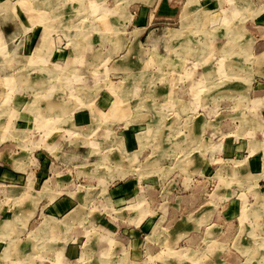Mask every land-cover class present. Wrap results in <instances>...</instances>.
Wrapping results in <instances>:
<instances>
[{"label":"rangeland","instance_id":"374dc122","mask_svg":"<svg viewBox=\"0 0 264 264\" xmlns=\"http://www.w3.org/2000/svg\"><path fill=\"white\" fill-rule=\"evenodd\" d=\"M241 1L198 0L200 10L190 26L189 1L180 26L183 0L0 4L5 21L14 22V11L19 13L24 31L34 36L30 46L36 53L28 49L14 58L4 52L0 38V126L20 132V112L29 110L37 114L27 125L29 138L42 141L39 147L13 150V158L27 159L38 173L29 188L28 178L0 180V227L7 223L0 228V264H212L206 263L207 250L221 245L208 233L205 243L191 245L194 251H166L174 244L169 237L186 222L180 218L208 208L188 220L198 228L215 207L211 200L221 201L217 212L229 215L216 212L212 223H228V236L239 232L225 245L237 258L229 264L248 257L253 258L248 264H264V178L256 184L264 171L255 176L264 157V61L256 57L257 43L252 52L248 38L250 20L264 0ZM160 2L173 4V16L157 13ZM143 7L148 28L138 44V34L131 39L127 31L133 12ZM130 45L129 66L118 69ZM7 50L13 52L11 46ZM258 73L262 76L253 79L247 93ZM31 81L38 82L32 86L36 90ZM242 81L247 88L238 94ZM88 100L96 110L91 116L81 105ZM10 110L14 113L4 119ZM80 113H85L82 120ZM25 137H20L23 145ZM9 142H0V151ZM33 158L37 163L30 162ZM200 159L205 166L194 171ZM1 164L0 173L10 171L9 162ZM44 180L55 191L53 202L77 192L72 194L76 211L55 220L47 217L63 214L36 209L23 223L25 209L34 208L32 189L40 190ZM184 241L173 249L187 248Z\"/></svg>","mask_w":264,"mask_h":264},{"label":"crops","instance_id":"0c3cea01","mask_svg":"<svg viewBox=\"0 0 264 264\" xmlns=\"http://www.w3.org/2000/svg\"><path fill=\"white\" fill-rule=\"evenodd\" d=\"M5 1L6 0H0V4L1 3L4 4ZM13 1H14V8H15V6L17 4H19L20 0H13ZM188 1H189V4L190 5L187 6V10L189 12H191V14H192L191 15L192 17H190V19L186 22L188 24V26H190V24H191L190 23L191 19H195V14L196 13L198 14V10H200V7L195 8V6L197 5V1L198 0H192V1H190V0H183L182 5L180 7V10L178 12V18H180V21H181L180 26H181V24L183 22V20L181 19V13H182V11L184 9V5L186 3H188ZM236 2L239 3V2H242V1L241 0H236ZM261 7H262V9L260 10V12H258L257 16H255L253 19L250 20V21L253 22L252 23L253 26H252V30H251L253 36L249 33V36L250 37L248 36V38H250V39L253 40V43H252V52H253L254 46L256 45L255 43H257V49L259 48V51H258L256 57H258L260 60L264 61V4H262V6H260L259 8H261ZM174 8L175 7L173 6V4H170L169 5L167 3L160 2L159 5L157 6V9H158L157 13L159 15H164L163 17L173 16ZM143 9L145 10L146 8H144V7L143 8H140L138 10L137 14H135V12H133L134 15L131 16V18H130L132 20L131 22L133 23V27L130 30L127 31L128 34L131 35V39H133V35L134 34H138L137 35V38H136V42L138 44L140 43L139 42V40H140L139 38L142 37V36H144V32L148 28L147 27L148 25L147 24L145 25V22L144 21L146 20V23H148L149 15L146 14L145 11L142 12ZM127 10H128V8H127ZM18 14H19L18 12L15 13V11H14V19H15L14 22L5 21L4 19L0 18V38L2 39L3 43L6 46V50L4 52H7L8 54H12L14 56V58H17V56H20L21 55V54H19L20 52H24V50L26 51L28 49H29L28 52L31 53L30 55L36 54V53L33 52L34 49H35V47L30 46L31 45V42L34 39V36L32 35L30 29H29V31H24V28H23L24 27L23 26L24 25V22H23L24 20L21 19V17H19ZM193 16H194V18H193ZM111 45H114L116 47L117 43H115V41H114L113 44H111ZM131 45H134V44H131ZM131 45L129 46V48H127L125 55L124 56L123 55L121 56V63L119 62L117 64L118 69H122L123 70L125 67L127 68L129 66L127 60H125V59L127 57V54L130 53V51L134 48V46L131 47ZM8 46H11V49L13 51L12 53L8 52V50H7V47ZM22 48H23V51H22ZM111 53L112 52H110L109 54H111ZM138 53H140L139 50H138ZM24 56H26V55H24ZM19 67H22V65L19 66ZM261 73H264V70L261 71ZM256 74H254L256 77L254 75L252 77V80H251V82L249 84V88L247 90V93H248L249 89L252 87V84L254 83L253 82V79L255 80V78H257L258 76H262V75H259L260 73H258V75H256ZM37 81H31L30 88L32 90H36L37 89V88H33L32 87V86H34V85H36L38 83ZM44 83H47V82H44L43 81L41 84H44ZM241 86H243V87L240 89V91H239L238 87L236 86V91L238 89V91H237L238 94H241V92H244L245 91V89L247 88L246 82L242 81ZM134 95L136 96V94H134ZM243 97L247 98V100H250L248 98V94H247V96L243 95ZM253 101L256 102V100H253ZM62 104L64 105V103H62ZM47 105H48V103L46 104V106ZM81 105H83L84 107L85 106L87 107V109H88L87 111H88V114H90V116H91V109H93L94 111H96L94 107L93 108H90L91 105H90V101L89 100L88 101H83ZM31 106H32V108L34 110L36 108H39L40 107V106H37L36 107L34 105H31ZM46 106L41 107V109H42L43 113H45V114L48 115L49 109H47ZM64 108H65L64 115L66 117H68L66 115V112H67L66 105H64ZM12 112L14 113V111H11L10 110V111H8V115L7 116H4L3 115L4 119H6L7 117L8 118L11 117ZM36 115L37 114H31L29 112V110H27V111L24 110L23 112H20V119L22 121L21 124H23V126H21V127L24 128L23 130L20 131L21 134H19L20 132H16V133L9 132V133H7V132L4 131L3 126L2 125L0 126V130H1L0 131V142H2V141L3 142H6L8 140L11 142V143L9 142L6 145H3L4 147L0 151V166H2L1 163H3V162H9V164L12 165V167H8L10 169V171H8L7 169H4L3 170V173H0V180H3V178H4L6 181H8V180L9 181H13L14 178H17V177L22 178L23 177V179L27 181V178H28V180L30 182L28 184L29 185L28 188H29L31 186V184L33 183L32 180H34V177L35 176H38V173L36 172V170H34V172H32L33 171L32 168L31 167L29 168V164L30 163H29V161H27V159H25V158H22V159L13 158V156H14L13 150L14 149L27 150V149H29V147L34 148V147H39L40 144L42 145V141H39L38 143L32 142L30 140V138H29L30 136L27 133L28 130H29V128H30L27 125L29 123L31 124V122L34 120V117ZM70 118H71V116H70ZM77 118L79 120L84 119L85 118V113L84 114H81V113L78 114L77 115ZM250 118H252V117H250ZM91 119H92V117H91ZM252 119H253V123L250 122V124L257 125L256 124L257 122L254 120V118H252ZM3 123H5V120H4ZM16 134H17V136H16ZM24 135H26V137H25L26 138V142L23 145V144H21L20 137L21 136H24ZM49 137L50 136H48V138ZM117 137H119L120 139H122L120 136H117ZM48 144H50V143H47L46 142V144H44V145H46V147H49ZM196 156H199V155L197 154ZM203 157L204 156H202V158ZM33 161H36V159L33 158L32 160H30L31 163H33ZM263 161H264V157H263V159L261 161L262 170H261L260 173L255 174V176L263 173V171H264ZM203 162L205 163V161H203V159L202 160L200 159L199 161H197L196 164L194 165L195 166L194 167V171L203 170V166H205L203 164ZM36 163H37V161H36ZM0 170H1V168H0ZM27 170H29L30 172L27 173V175L23 176L22 175V172L23 173L24 172H28ZM251 176H253V175H251ZM32 177H33V179H32ZM263 178H264V175L261 176L260 178H258L257 181H256V184L259 185L258 183L261 182V180ZM46 181L47 180H44L43 185L40 188V190H34V189H32L33 190L32 191V194H31V192L29 193V195L31 194L30 197L32 198L29 203L30 204H33V207L34 208L33 209H29V210H26L25 209V212L22 215L23 223H24V221H26V220L29 219V217L35 212L36 209L37 210H40V209H45L46 208L47 211L51 215H53V216H59V214H63V216H62L61 219H57L56 217L54 218V217H50V216L47 217V218H53L55 220H62L64 216L71 214V212H73L74 210L76 211V207L77 206L76 207L75 206L73 207V204H74L73 200L74 201L76 200L75 198L77 197V194L78 193L71 191V192L67 193L69 195V198L70 199L64 197V198H61L60 200H58L57 202H53L52 201V197L54 196L55 191L50 190L48 188V186H46ZM1 185H2V183H0V186ZM4 185H8L9 186V184H4ZM105 188H106V185L102 186V188H101V192L102 193L104 192ZM74 193H76L75 194L76 197L72 195ZM22 196H23V194L21 196L20 195H17V197H15V199L17 198L18 201H19V199L22 198ZM44 198H46L47 200L44 199ZM256 199L259 200L258 194L256 195ZM43 200H46V202H42ZM211 201L212 202H215V207H214L215 210H213L214 208L211 210V215L208 218V220L205 221L204 223L200 224L198 228H195L193 226V224L190 221H188V220H190L191 217L196 216V215H198V214H200L202 212L203 213L208 212V211H206L208 208H204V209L198 210L196 212H188V214H186L185 216H183L182 218H180V219H182V220H184L186 222H184L183 224H181V226H179L174 231V233L169 237L171 240L169 238L168 239H169L170 243L176 244L179 240H181L183 238V239H185V241H184L185 245L188 244V247L187 248L186 247L185 248H182L180 250H174L173 249L174 244H173L172 247H169V249H166V251H167L168 254H174V252L177 253L178 251H182V250H186V252L187 251H190V250H192V251L196 250L197 247H192V246H194V244L196 242H200V243L204 242L205 243V240L204 239H205V237H206V235L208 233V234H210V237H211L212 240H214L216 243H218L219 245H221V248H217V246H216V248L211 249V251L213 253L210 252L209 250H207L208 252H207V258H206L207 260H206V263H210L211 262L212 264H229V263H233V262L237 261V258H235L233 255H230L229 254V253H232V254H234V253L231 252V251H228V249L226 250L225 245H230V242L232 244V241L234 242V239L238 235L239 232L236 231L235 234H232V236L231 235L228 236L229 231H225V228H226V226H227L228 223L227 224H223V226H220V225H218V224H216L214 222L212 223V220L216 217L217 213L219 215H221V216L223 214L225 217H227V216L229 217V215H227L228 213H226V211L219 212V210H218V212H217V207H220L221 206V204H220L221 201L220 202L219 201L217 202V200H215V201L214 200H211ZM95 211H97L96 208H92L91 209V212H95ZM140 215L141 216L137 220V222H139L141 220L142 216H143L141 213H140ZM74 216H75V214H74ZM196 217L194 219H196ZM11 223H12V221H10V224ZM5 224H7V223H4L3 222V224L1 225L0 228L4 227ZM195 224H196V222H195ZM142 228L143 227H141V229ZM218 228H219V230L217 231L216 229H218ZM180 229L183 230V232L179 233V236L176 238V235L175 234L177 233V231H180ZM213 230H215V233H214ZM137 231L138 230H135L136 233H137ZM239 231H240V229H239ZM199 235H200V237H199L200 239L199 238H196ZM174 236H175L176 239L174 238ZM189 246H191V247H189ZM218 247H220V246H218ZM206 249H207V247H206ZM66 252L69 253V249L66 250ZM22 253H24V252H22ZM22 253H21V256L20 257L23 256ZM103 254H104V252L102 251L101 255H103ZM171 257L172 256H169L170 259H172ZM169 258H168V260L167 259L166 260L170 263V261H169L170 259ZM100 259H104V262L107 260L104 256L103 257H100ZM252 259L248 257L247 260L245 261V263H241V264H248V262H251ZM185 261L188 262L189 260H186L185 259ZM189 262H191V261H189Z\"/></svg>","mask_w":264,"mask_h":264},{"label":"bare ground","instance_id":"6f19581e","mask_svg":"<svg viewBox=\"0 0 264 264\" xmlns=\"http://www.w3.org/2000/svg\"><path fill=\"white\" fill-rule=\"evenodd\" d=\"M52 27V26H51ZM102 31V30H101ZM101 31H100V33H101ZM86 37V36H85ZM42 117V116H41ZM51 121H53V120H51ZM53 123V122H52Z\"/></svg>","mask_w":264,"mask_h":264}]
</instances>
